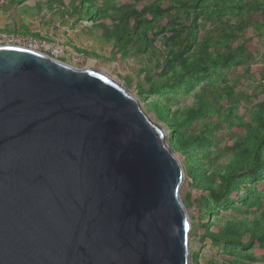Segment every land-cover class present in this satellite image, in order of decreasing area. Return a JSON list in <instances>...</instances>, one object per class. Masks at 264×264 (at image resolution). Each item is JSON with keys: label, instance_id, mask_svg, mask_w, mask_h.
<instances>
[{"label": "water", "instance_id": "95a60500", "mask_svg": "<svg viewBox=\"0 0 264 264\" xmlns=\"http://www.w3.org/2000/svg\"><path fill=\"white\" fill-rule=\"evenodd\" d=\"M184 177L117 80L0 45V264H192Z\"/></svg>", "mask_w": 264, "mask_h": 264}, {"label": "rangeland", "instance_id": "374dc122", "mask_svg": "<svg viewBox=\"0 0 264 264\" xmlns=\"http://www.w3.org/2000/svg\"><path fill=\"white\" fill-rule=\"evenodd\" d=\"M228 1L245 4L248 0L221 4ZM252 1L264 10V0L248 2ZM78 3L0 0V30L31 32L57 40L69 51H87L82 62L67 63L98 68L117 80L137 98L147 116L165 129L172 151L182 165L191 166L188 170L183 166L180 196L191 222L192 264H264V240L246 246L252 234L264 232V164L234 178L228 194L218 193L231 166L252 157L253 137L264 133V34L248 29L232 43L233 47L245 45L247 54L227 64L217 62L209 70L198 66L203 53L195 46L168 65L149 70L143 68L142 58L123 59L118 45L121 33L131 35L135 10L140 11L144 3L88 2L89 17L81 20ZM166 5L167 1L162 7ZM223 12L215 7V0H205L195 16L197 23L207 22V27L214 28L213 22ZM260 18L264 22V15ZM178 20L174 14L172 21ZM187 69L191 74L178 84L151 81L159 74L179 76ZM216 88L222 94L214 96Z\"/></svg>", "mask_w": 264, "mask_h": 264}, {"label": "trees", "instance_id": "16d2710c", "mask_svg": "<svg viewBox=\"0 0 264 264\" xmlns=\"http://www.w3.org/2000/svg\"><path fill=\"white\" fill-rule=\"evenodd\" d=\"M95 1L79 0L78 19L89 17L90 7H88V2L95 3ZM135 1L144 3V6L140 11L135 10L131 35L121 33L123 35L119 38L118 45L121 54L124 55L123 59L130 57L142 58L144 60L143 68L149 70L157 69L160 65H168L173 57L182 56L189 48L194 46L198 49L197 51L203 53V59L198 66L203 70H209V67L217 62L227 64L232 60L243 58L247 54L248 50L245 45L241 44L233 47L232 43L239 40L240 36L245 34L248 29H253L257 34H264V22L260 18L264 15V10L257 3L248 2L250 0L245 4L228 1L225 5L221 4L224 0H215V7L220 11H224V15L213 22L215 24L214 28L207 27V22L197 23L196 10L201 8L205 0ZM165 1H167L166 7H162ZM174 14L180 20L172 21ZM148 15L151 18H148ZM233 15H236V17ZM24 33L41 37L31 32ZM41 38L46 39L43 36ZM156 42H159V46L156 45ZM210 48L213 53L207 51ZM78 50L88 55L87 51ZM189 74H191L190 69L185 70L179 76L163 77L162 74H159L151 78V81L153 84L166 82L178 84L180 80L187 78ZM212 92L216 96L218 92L222 94V89L216 88ZM162 110L164 109H160V111ZM228 113L233 114L232 110ZM253 140L255 145L252 157L241 164L231 166L229 175L223 180V187L218 192L219 194H228L234 185V178L249 174L264 164V133L255 135ZM183 166L185 170L191 168L188 163H183ZM261 240H264V232L252 234L246 246H253Z\"/></svg>", "mask_w": 264, "mask_h": 264}, {"label": "built area", "instance_id": "2783aa9c", "mask_svg": "<svg viewBox=\"0 0 264 264\" xmlns=\"http://www.w3.org/2000/svg\"><path fill=\"white\" fill-rule=\"evenodd\" d=\"M0 45H17L43 52L63 62L85 59V53L79 50L69 51L62 43L49 38H41L30 33L0 30Z\"/></svg>", "mask_w": 264, "mask_h": 264}]
</instances>
